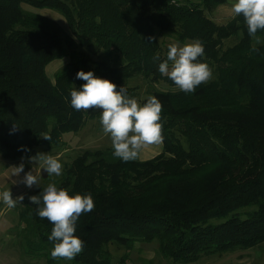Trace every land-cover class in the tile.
Here are the masks:
<instances>
[{
  "label": "trees",
  "instance_id": "trees-1",
  "mask_svg": "<svg viewBox=\"0 0 264 264\" xmlns=\"http://www.w3.org/2000/svg\"><path fill=\"white\" fill-rule=\"evenodd\" d=\"M228 2L0 0L3 158L53 153L66 133L100 114L71 106V91L85 83L80 70L125 87L130 98L138 96L142 78L149 88L140 104L153 95L163 104L161 153L124 162L113 147L85 149L51 182L94 199V210L77 222L84 248L75 259L51 258L54 225L39 217L42 204L24 200L20 235L31 257L46 264H127L135 245L156 242L171 264H188L264 242V31L257 44L242 15L216 22L211 13ZM44 9L63 14L71 33L38 12ZM158 35L202 42L199 59L215 76L194 93L156 87L175 86L158 70L167 58ZM65 57L70 61L52 78L47 66ZM113 244L125 251L118 263Z\"/></svg>",
  "mask_w": 264,
  "mask_h": 264
},
{
  "label": "clouds",
  "instance_id": "clouds-1",
  "mask_svg": "<svg viewBox=\"0 0 264 264\" xmlns=\"http://www.w3.org/2000/svg\"><path fill=\"white\" fill-rule=\"evenodd\" d=\"M231 11L234 15L243 16L249 35L257 44L261 43V38L256 34L264 31V0H236ZM252 51L258 49L254 47ZM203 55L204 46L199 40L183 46L173 43L168 46L167 58L159 63L158 70L179 90L194 93L202 83L210 81L213 75L209 64L199 59ZM159 59V55L154 57V60ZM76 75L85 83L80 90L74 88L71 91V106L77 111L100 110V123L103 132L110 135L114 157L124 162L133 161L139 158L144 148L163 142V104L156 96H149L146 103L140 104L136 98L128 96L125 87L117 90L114 82L94 75L91 70H80ZM44 138L51 140L49 136ZM31 159L36 163L43 161V164L39 172L33 169L21 177L19 182L28 188L39 186L41 169L46 171L47 176L62 174V163L53 156L40 155ZM23 171L24 164L21 163L14 167L12 175L19 177ZM0 199L12 208L18 202L21 203L24 196L21 194L13 198L8 189L0 193ZM29 199L32 204H42L37 209L39 217L47 218L54 225L49 236V240L54 242L51 258L67 261L75 259L84 248V241L75 234L77 222L81 215L94 210L92 195L78 192L73 195L67 189L49 183L39 195H32Z\"/></svg>",
  "mask_w": 264,
  "mask_h": 264
},
{
  "label": "rangeland",
  "instance_id": "rangeland-1",
  "mask_svg": "<svg viewBox=\"0 0 264 264\" xmlns=\"http://www.w3.org/2000/svg\"><path fill=\"white\" fill-rule=\"evenodd\" d=\"M26 8L30 7L26 6ZM230 9V6L228 9L218 6L211 13V17L218 23H226L234 15L233 13H230ZM29 10L36 11L32 8ZM38 12L56 20L63 26L67 33H71L65 17L60 12L51 9H44ZM158 38L164 52L168 51V46L170 44L177 43L183 46L186 43L193 42V40H188L182 43L171 37H163L161 35H158ZM232 43V40L226 41L227 46ZM69 61V57L52 61L47 66L48 74L54 78L56 72ZM212 67L213 66H211L213 78L216 72ZM137 81L141 83L140 88L137 90L138 96L136 97L140 103L142 99L147 96L149 85H147L146 81L142 78ZM131 85H134V83H131ZM155 86L162 89H178L176 86H171L163 81L156 83ZM98 111L100 114L88 119V122L83 129L78 132H69L64 135L65 145L62 148L53 153L47 152V155L59 159L62 163V170L64 169L65 164L71 162L77 154L85 149L112 147L110 135L103 132L100 123L101 112L100 110ZM21 163L24 164V171L20 173L19 177L12 175L14 167L19 166ZM42 164L43 161H38L36 163L31 158L21 161H11L3 158L0 154V193L10 189L13 198H16L21 194L24 196L23 201L21 203L18 202L16 206L12 208H9L3 203L2 199H0V264H46L45 258L31 257L27 253L25 248L26 244L21 238L22 235H20V230L23 225L19 221V209H21L24 200L26 199L30 202L29 197L32 193H36L41 187L48 185L55 177H57L55 175L44 177L41 169L39 186L34 185L33 187L28 188L25 184L19 182L26 172L33 169L36 172H39ZM13 181H17V183H13ZM111 250L114 262L117 260L118 263L125 253L124 249L121 246L113 244ZM129 259V263L127 264H144L145 260L150 259L153 264H171L168 259L163 257L156 242L138 243L135 245L134 250L130 252ZM188 264H264V242L249 249L236 250L223 255L203 256L201 259Z\"/></svg>",
  "mask_w": 264,
  "mask_h": 264
},
{
  "label": "crops",
  "instance_id": "crops-1",
  "mask_svg": "<svg viewBox=\"0 0 264 264\" xmlns=\"http://www.w3.org/2000/svg\"><path fill=\"white\" fill-rule=\"evenodd\" d=\"M235 2H236V0H229L228 3L220 4L219 6L220 7H224V9H228L229 6H230V8H232V5ZM230 13H232V11H230ZM234 16L235 15H233L232 17H234ZM163 146H164L163 142L161 144H159V145L148 146V147L144 148L141 151V154H140L139 158L142 159V160L150 159V158L158 155L159 153H161L162 150H163Z\"/></svg>",
  "mask_w": 264,
  "mask_h": 264
},
{
  "label": "water",
  "instance_id": "water-1",
  "mask_svg": "<svg viewBox=\"0 0 264 264\" xmlns=\"http://www.w3.org/2000/svg\"><path fill=\"white\" fill-rule=\"evenodd\" d=\"M42 174H43V176H44V177H46V176H47V173H46V171H45V170H43V169H42Z\"/></svg>",
  "mask_w": 264,
  "mask_h": 264
}]
</instances>
